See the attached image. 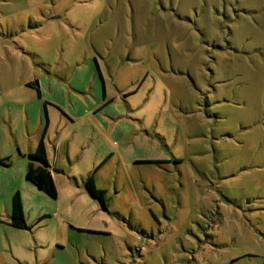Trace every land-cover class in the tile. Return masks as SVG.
Masks as SVG:
<instances>
[{
	"label": "rangeland",
	"instance_id": "rangeland-1",
	"mask_svg": "<svg viewBox=\"0 0 264 264\" xmlns=\"http://www.w3.org/2000/svg\"><path fill=\"white\" fill-rule=\"evenodd\" d=\"M263 11L0 0V264H261L264 211L217 221L211 148L193 135L228 121L213 119L219 92L264 101ZM46 120L55 198L25 179ZM96 167L106 211L83 185ZM15 192L28 229L9 224Z\"/></svg>",
	"mask_w": 264,
	"mask_h": 264
},
{
	"label": "crops",
	"instance_id": "crops-1",
	"mask_svg": "<svg viewBox=\"0 0 264 264\" xmlns=\"http://www.w3.org/2000/svg\"><path fill=\"white\" fill-rule=\"evenodd\" d=\"M238 94L219 92L212 103L217 110L213 119L228 121L216 122L204 133L193 135L195 139L209 141L205 147L211 148L212 152L211 156L207 151V157H211L212 161L209 168L215 184V215L220 222L227 210H233L236 215L247 214L251 219L264 211V101L260 100L256 108L252 105L247 110V101H242ZM183 112L188 117L192 113L188 109ZM42 129L28 154L34 151ZM258 147L262 148L261 152H258ZM46 150L50 164L47 144ZM192 156L196 157V161L199 155ZM230 183L238 184V190L232 189Z\"/></svg>",
	"mask_w": 264,
	"mask_h": 264
},
{
	"label": "trees",
	"instance_id": "trees-1",
	"mask_svg": "<svg viewBox=\"0 0 264 264\" xmlns=\"http://www.w3.org/2000/svg\"><path fill=\"white\" fill-rule=\"evenodd\" d=\"M227 50L234 51L229 44L227 46ZM95 65L104 90L103 78L96 61H95ZM28 86L30 87L35 86L39 93L37 87L38 86L37 81L28 84ZM104 97H105V93L103 92V98ZM47 128H48V122L46 120L34 151L27 154L28 162L26 165L25 179L31 185L36 187L37 190H39L40 192L48 195L51 198H55L57 196V191L50 171V165L48 162L46 143H45ZM97 168L98 167H96L93 170L92 174H90L83 181V185L88 196L94 201H96L100 205L102 210L106 211L107 210V204L105 198L106 192L104 190L97 189L94 182V174L96 173ZM9 219H10L9 220L10 226L17 229H28V225L26 224L24 217L23 205L19 192H15L12 195ZM261 264H264V255Z\"/></svg>",
	"mask_w": 264,
	"mask_h": 264
}]
</instances>
